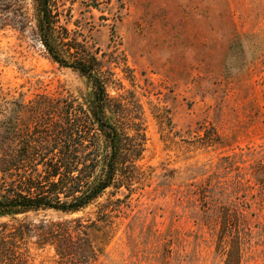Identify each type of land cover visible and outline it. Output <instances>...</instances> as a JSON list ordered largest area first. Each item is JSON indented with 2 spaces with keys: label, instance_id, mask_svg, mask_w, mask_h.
I'll use <instances>...</instances> for the list:
<instances>
[{
  "label": "rangeland",
  "instance_id": "rangeland-1",
  "mask_svg": "<svg viewBox=\"0 0 264 264\" xmlns=\"http://www.w3.org/2000/svg\"><path fill=\"white\" fill-rule=\"evenodd\" d=\"M57 1L144 124L145 174L77 214L1 218L26 233L21 264H225L234 248L264 264V0ZM41 96L87 110L93 90L48 56L37 0H0V108ZM229 215L242 241L223 235Z\"/></svg>",
  "mask_w": 264,
  "mask_h": 264
},
{
  "label": "trees",
  "instance_id": "trees-1",
  "mask_svg": "<svg viewBox=\"0 0 264 264\" xmlns=\"http://www.w3.org/2000/svg\"><path fill=\"white\" fill-rule=\"evenodd\" d=\"M37 13L48 56L85 77L93 99L87 110L76 101L44 96L29 103L14 99L0 108V219L46 211L77 214L110 189L130 190L145 174L139 163L148 141L146 129L109 94L98 50L63 23L68 15L57 0H37ZM232 219L226 217L223 235L236 234L242 241ZM25 234L22 227L9 234L0 231V264H21L14 243ZM65 238L72 243L70 233ZM58 248L66 259L67 249ZM226 255L225 264H241L235 248Z\"/></svg>",
  "mask_w": 264,
  "mask_h": 264
}]
</instances>
